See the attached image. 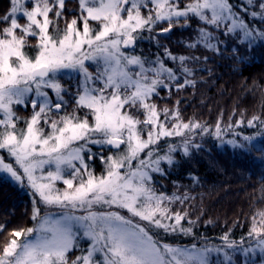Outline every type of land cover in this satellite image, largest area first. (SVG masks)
Listing matches in <instances>:
<instances>
[{"label": "snow or ice", "instance_id": "6c2138e0", "mask_svg": "<svg viewBox=\"0 0 264 264\" xmlns=\"http://www.w3.org/2000/svg\"><path fill=\"white\" fill-rule=\"evenodd\" d=\"M66 3L9 0V10L0 14V25H4L0 28V150L15 161L14 166L0 157V172L10 174L21 185L26 179L45 207L71 210L58 219H52L51 214L42 217L34 201L32 219L36 226L10 233L11 239L0 251V264H69L68 253L79 247L81 232L91 243L87 254L77 256L71 264H210L209 254L222 252V248L172 246L157 238L158 232L152 234L153 228L165 234H192V228L182 223L187 213L170 208L181 198L157 194L151 173L163 174L162 161L173 163L170 153L176 151L175 146L170 145L164 155L157 151L161 138L184 136L202 125L183 122L179 110L159 109L154 97L161 89L175 86L179 91L194 84L189 79L194 72L188 62L197 63L200 57L177 56L161 45L163 57L157 54L149 59L135 54V45L144 31L152 32L162 22L168 26L161 28L160 34H167L175 26L188 27L192 19L203 26L186 44L188 49L203 47L218 52L221 41L216 31L221 28V35L234 33L249 44L264 41V30L257 31L244 19L251 9L253 20L264 21V0H247L242 4L243 14L230 0H191L183 6L181 0H78L79 14L70 21L66 19ZM21 18H26L25 24L19 23ZM30 38L37 41L34 58L25 51ZM168 60L178 62L177 67H169ZM85 61L98 65L95 75ZM65 69L77 71L81 77L76 109L55 119L67 103L62 95L66 90L58 78ZM44 89H52L56 98ZM28 104L33 113L25 127L18 128L13 106ZM81 109L89 110L83 118L77 114ZM170 119L174 121L171 127ZM258 121L260 118L254 116L247 124L256 127ZM241 123L237 121L236 127ZM260 125L264 126V121ZM45 126L51 131L45 132ZM232 127L230 124L229 129ZM221 134L218 121L215 135L219 138ZM255 139L244 136L239 142L227 143L249 153L261 151L264 156V144L257 149ZM89 145L119 150L115 156L101 157L106 174L97 177L89 170L85 155L87 160L94 158ZM184 153L188 154L187 140ZM68 169L71 178H64ZM60 180L66 186L62 190L55 186ZM76 211L86 214L74 215ZM247 235L255 240V246L242 251L258 248L264 253V210L255 214ZM221 239L227 248L241 247L230 241L228 234Z\"/></svg>", "mask_w": 264, "mask_h": 264}, {"label": "trees", "instance_id": "16d2710c", "mask_svg": "<svg viewBox=\"0 0 264 264\" xmlns=\"http://www.w3.org/2000/svg\"><path fill=\"white\" fill-rule=\"evenodd\" d=\"M188 2L191 0H181V6ZM230 3L236 11L243 14L242 4H246L247 0H230ZM9 6V0H0V14L6 13ZM250 11L251 9L244 15V19L256 27L257 31L264 30V21L260 18L253 20ZM146 12L147 10L145 14ZM78 14V0H67L66 19L70 21ZM25 22V18L19 20L21 24ZM3 26L0 25V28ZM64 26V21L61 20V29ZM167 26L166 22H162L152 32L144 31L142 38L136 42L135 54L155 59L157 54L163 57L164 47H167L177 56L200 57L197 63L188 62L194 72L189 79L194 80V84L179 91L175 86L171 90L161 89L160 95L154 97V102L161 110H179L183 122L199 123L202 128L196 129L192 136L160 140L157 149L160 155L168 153L170 145L175 146L176 151L170 153L173 163H161L163 174L151 173L152 187L157 194L181 198L175 200L170 208L172 211L187 213L182 223L185 227L192 228V234H165L162 229L155 228L152 229V234L158 232L157 238L172 246L219 247L224 254H228V261L220 254L211 255L210 264H264V253L259 249L247 253L242 251L243 248L255 246V240L250 239L247 234L255 214L264 210V156L261 151L253 150L249 153L227 143L229 140L239 142L242 137L249 136L256 137L253 143L257 149L264 144V139H261L264 137V126L260 125V121H264V41L256 40L249 44L234 33L221 35L224 31L221 28L216 31V38L221 41L218 52L203 47L192 50L186 44L195 38L203 22L192 19L188 27L175 26L171 32L160 34V29ZM205 56L208 57L206 61ZM177 64L178 62L167 61V65L173 69ZM58 78L66 90L62 95L67 103L59 115L53 117L57 119L76 109V94L80 82L79 76ZM180 81L183 83V76ZM15 110L19 117L17 127L24 128V122L31 117L33 109L27 105ZM85 112L88 110L81 109L77 114L83 118ZM254 116L259 117L260 121L256 127H249L247 121ZM140 118L143 119V116ZM218 121L222 133L219 138L215 135ZM237 121L243 123L236 127ZM172 123L168 121L169 127ZM230 124L233 126L231 129ZM45 128L47 132V126ZM234 132L239 136L234 135ZM185 140L188 141L187 155L184 153ZM89 147L94 158L87 160L86 154L85 159L89 170L99 177L104 168L101 157L106 159L109 155H116L118 151H111L105 146L101 149L102 153H98L93 146ZM0 155L6 162L14 164L6 153L1 151ZM66 177H70L68 173ZM34 201L39 202L35 193L32 199L19 186L0 175V226H4V230L0 231V251L11 239L10 233L13 230L35 226L36 221L32 219ZM122 214L128 215L124 211ZM132 219L138 220L135 217ZM189 220L195 223L189 225ZM225 234H228L230 241H235L241 247L227 248L221 239ZM87 243L79 238V247L68 253V260L83 253Z\"/></svg>", "mask_w": 264, "mask_h": 264}, {"label": "rangeland", "instance_id": "374dc122", "mask_svg": "<svg viewBox=\"0 0 264 264\" xmlns=\"http://www.w3.org/2000/svg\"><path fill=\"white\" fill-rule=\"evenodd\" d=\"M27 7H31V4H28V5H26ZM209 16L211 15V13L210 12H208L207 13ZM25 20H26V18H25ZM26 23V22H25ZM81 27H82V24H81ZM36 43H37V41L34 39V38H30V40H29V46L28 47H26L25 48V51L30 55V56H32L33 58H34V56H35V54H36V47H35V45H36ZM85 65H86V67H88V70H89V72H91L93 75H95L96 74V72H97V68H98V65L96 64V63H94L93 61H85ZM71 76H79L80 77V75H79V73L77 72V71H73V70H70V69H65V70H62L61 71V73L59 74V76L58 77H63V78H70ZM80 79H81V77H80ZM44 91H47L48 93H49V95H50V97L52 98V99H55L56 97H55V93L52 91V89H44ZM28 106H29V108H31L32 109V107H31V105L30 104H28ZM14 107V109L15 108H17V107H20V108H24V107H26L25 105H14L13 106ZM88 110V109H87ZM55 111V110H54ZM88 112H89V110H88ZM16 114H18V113H16ZM55 119H57V118H55ZM90 122H91V117H90ZM170 122H173L174 123V121H172L171 119L169 120ZM21 123V122H20ZM171 127V126H170ZM19 128V127H18ZM20 128H23L22 126H20ZM46 129V128H45ZM47 132H50L51 131V129L50 128H48L47 127ZM196 131V129L195 130H193V131H191V132H186L185 133V135H188V136H192L193 134H194V132ZM46 132V131H45ZM172 137H175V136H172ZM172 137H169V138H172ZM183 137V136H182ZM165 138H168V137H165ZM165 138H161V140L162 139H165ZM89 146H93L95 149H97V152L98 153H102V151H101V149L103 148V147H105L106 145H103V146H101V145H89ZM123 147H125V146H122V148ZM4 152V153H6L7 155H8V153L6 152V151H3V150H0V152ZM119 151V150H118ZM118 154V153H117ZM116 154V155H117ZM113 156H115V155H113ZM0 157H2L1 155H0ZM9 157V156H8ZM9 158H11V157H9ZM12 160H13V165L15 166V161H14V159L13 158H11ZM6 162V161H5ZM163 162V161H162ZM161 162V163H162ZM77 164H78V162H76ZM103 166H104V168H103V174L102 175H104V174H106L105 173V163H103ZM52 167V169L54 170V165L53 166H51ZM49 168V166L48 165H45V170H47ZM83 171V170H82ZM123 171V170H122ZM71 172V169H68L67 170V172L65 173V177L64 178H68V177H66V174L67 173H70ZM21 174H22V171H21ZM45 174H46V171H45ZM0 175H2L3 177H5V178H7L8 180H10V181H12L13 183H15L17 186H19L22 190H24L27 194H29V196H32V199H33V195H34V190L28 185V182H27V180L25 179L24 180V182H23V185H21V183L19 182V181H16V180H14V179H12L11 178V176H10V174H8V173H4V172H0ZM37 175H39V173H37ZM69 178H71V177H69ZM87 177L85 176V179H86ZM77 183H78V181H77ZM55 186H56V188H58V189H64L66 186L63 184V182H62V180H60V181H56L55 182ZM35 196H36V198L39 200V202H38V206L40 207V209H41V216L43 217L45 214H51V218L52 219H58L59 217H60V215L64 212V211H71L70 209L69 210H63V209H60V208H57V207H54V206H50V207H45L44 205H43V203L42 202H40V197L37 195V194H35ZM33 208H34V203H33ZM94 210H100V209H94ZM104 210H108V209H104ZM112 210H117V209H115V208H113ZM122 211H124L125 213H127L126 212V210H122ZM74 215H84V214H86V213H84V212H82V211H76L75 213H73ZM128 214V213H127ZM36 224H37V221H36ZM36 224H35V226H36ZM34 238V237H33ZM80 238L82 239H84V240H86L88 243H87V247L85 248V250L83 251V253H81V254H79V255H77V256H83V255H86L87 254V248H88V246L90 245V243H91V241L90 240H88L87 238H84L83 237V235H82V232L80 233ZM187 248H192V247H187ZM197 248H203V247H197ZM257 250H258V248H257ZM221 255L222 257H223V259L224 260H226V261H228V257H226L225 256V254L223 253V252H219V253H217V252H215V251H213L212 253H210L209 254V257L211 256V255ZM76 256V257H77ZM76 257H74L73 259H71V260H68L69 261V264H71V261L72 260H75L76 259Z\"/></svg>", "mask_w": 264, "mask_h": 264}, {"label": "water", "instance_id": "95a60500", "mask_svg": "<svg viewBox=\"0 0 264 264\" xmlns=\"http://www.w3.org/2000/svg\"><path fill=\"white\" fill-rule=\"evenodd\" d=\"M128 50H132V49L129 48ZM106 147H107L109 150H111V151H118V149L113 148V147H111V146H109V145H106Z\"/></svg>", "mask_w": 264, "mask_h": 264}]
</instances>
